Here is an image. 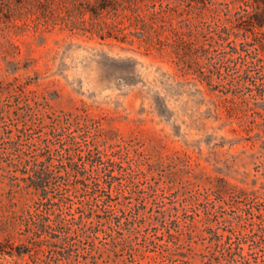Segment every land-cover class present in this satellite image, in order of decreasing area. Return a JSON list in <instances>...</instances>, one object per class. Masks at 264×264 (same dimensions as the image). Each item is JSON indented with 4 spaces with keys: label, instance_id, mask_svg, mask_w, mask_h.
<instances>
[{
    "label": "rangeland",
    "instance_id": "obj_1",
    "mask_svg": "<svg viewBox=\"0 0 264 264\" xmlns=\"http://www.w3.org/2000/svg\"><path fill=\"white\" fill-rule=\"evenodd\" d=\"M121 1L119 11L130 13L132 0ZM161 1L164 8L174 7L178 12L191 9L200 28L206 27L204 21L215 14L213 9L226 10L227 5L224 0H206L205 4L196 0ZM21 3L23 14L18 11ZM87 6L89 0H53L52 4L46 0H0V110H6L0 111V115H5L0 120V240L6 241L8 230L15 233L19 246L34 240L29 231L34 226L15 215V211L24 213L28 219L26 210L35 211L38 207L36 196L30 192L32 188L22 176L35 160L47 159L48 143L44 140L52 136L55 120L58 126H67V119L79 118L89 123L90 143L99 144L104 158L122 160L127 168L133 163L146 199L143 205L138 202L134 185H115L110 190V208L120 225L116 220L99 217L104 214L101 209L81 221L76 207L86 197L82 196L85 190L76 191L70 185L67 194L73 198L74 207H68L70 202L64 204L63 215L69 219L75 216L74 222L81 221L75 225L79 235L73 240V264H167L170 253L178 258V264H264V242L260 236L256 235L253 241L241 234L252 229L257 232L263 217L253 219L244 210L252 207L255 212L264 211V95L236 88L228 75L232 70L225 63L216 64L222 66L223 77L213 75L216 68L203 52L198 56L199 66L207 78L212 75L215 85L212 87L195 74L182 75L172 46L158 47L148 42L138 35L134 25L124 30L133 42L112 36L103 38L102 19L90 18ZM154 7L152 3L145 4L142 11L149 12ZM11 12L15 14L10 20ZM174 16L179 24L182 16ZM53 17L54 23H46ZM108 18L117 17L111 11ZM125 24L130 21L127 19ZM236 24L233 30L240 31L239 35L231 31L228 40L241 41L242 34L253 36L257 31L248 16ZM211 30L214 31L205 29L199 44H206L208 56H216L218 61L229 56L225 51L231 48L211 37L216 26ZM4 36L15 41L19 51L9 46ZM191 37L195 39L194 35ZM263 40L264 34H257V39L245 48L264 57L260 46ZM233 57L241 68L243 58L238 53ZM226 95L240 116H234L233 122L223 127L225 113L217 119L216 111L210 112L209 108ZM159 106L164 108V115ZM253 113L259 124L249 133L240 123L244 119L246 126L251 125ZM23 126L29 136L17 130ZM11 139L21 142L22 150L2 147ZM54 140L64 142L67 136ZM82 146L86 150L84 142ZM52 152L53 159L47 164L53 167L60 155ZM26 159L31 160L27 166ZM141 169L146 173L139 174ZM126 171L130 169L123 172ZM125 177L122 176L124 182ZM74 180L75 177L73 184ZM15 182L21 185H13ZM55 209L50 218L56 219L60 210L57 206ZM40 211L47 213L44 207ZM240 212L245 213L243 219L237 217ZM211 230L222 234L220 245L212 239ZM114 236L136 247L123 248ZM228 236L230 242H235L232 246L242 241L241 254H236V259L228 253ZM30 244L35 254L26 257L32 264H36L38 256L54 254L48 240L42 246ZM69 261L52 263L70 264Z\"/></svg>",
    "mask_w": 264,
    "mask_h": 264
},
{
    "label": "trees",
    "instance_id": "obj_2",
    "mask_svg": "<svg viewBox=\"0 0 264 264\" xmlns=\"http://www.w3.org/2000/svg\"><path fill=\"white\" fill-rule=\"evenodd\" d=\"M49 4L53 3V0H46ZM161 0H132L131 12H120L119 6L122 4L121 0H89V5L86 7V10L90 12V18H101L103 25L105 28H101L103 34L101 36L106 38L107 36L115 37L120 41H129L133 42L134 39L128 38V33L124 32V30L131 25L137 29L136 31L139 33L138 35L142 36L145 40L150 43L158 44V47H164L166 45L172 46L173 52L175 53L176 58L174 59L177 67L182 70V75L188 76L190 74H195L194 77H200L202 79H206L207 83L212 87L215 85L213 83L212 75L210 78H207V74L204 70L201 69L200 62L198 60V56L200 53L209 57L211 64L215 66L216 71L212 70L213 75L218 73V77H223V72L221 71V67H217V62H221V64L226 65L232 72H229L228 75L234 80V85L236 88L247 89L250 91L256 90L258 94L264 95V57L260 56L259 52L251 54L245 46L250 44L253 39H257V34H264V0H224L226 5V10H220L219 8L213 9L215 14L211 16V19L205 20L206 27L200 28L199 24L193 20L191 15V9H187L185 13L178 12V10L174 7L164 8L163 1L160 2V7H156L157 2ZM198 2L206 3V0H196ZM238 3L234 5V3ZM154 4L155 7L151 9L149 12L142 11V8L145 4ZM22 3L18 5V11L20 14H23L24 11L21 10ZM113 12L114 16L117 18H108V14ZM225 11L224 14L221 12ZM180 14L182 18L180 19V23L178 24L175 21V14ZM11 17L13 19V15L15 12H11ZM112 14V13H111ZM244 16H248L249 22L252 24L254 28H256V33L251 36L247 33L242 34L243 40H239L238 38L228 40L230 38L231 31L236 34L238 37V33L240 31L233 30L237 25L236 21L242 19ZM112 17V16H110ZM130 21V24L126 25V20ZM55 18L53 17L51 20H47L46 23L52 21L55 22ZM214 24V25H213ZM212 26H216L217 31L215 34H212L211 37L221 45L230 47V50H226L227 54L230 53L229 56H223L216 60V56H208L209 48L206 44H199L200 35L205 33V29L209 32H213L211 30ZM240 28V27H239ZM219 29V31H218ZM196 30V32H195ZM106 31V32H105ZM115 31L119 34H115ZM108 33V34H106ZM122 33V34H121ZM132 33V31H131ZM192 35L195 36V39H192ZM6 37V36H4ZM6 42L11 46L15 51H19V45L13 41L10 37H6ZM239 45H242V50L239 49ZM261 48L264 49V40L260 43ZM246 52V54H243ZM235 53L240 54V57L243 58V64L240 68L238 65V61L233 57ZM250 58V59H249ZM254 71V72H252ZM261 79V81H259ZM214 107H210L209 111H216L215 116L218 118L222 117V114L225 113L226 119L222 123V126H226L229 123L233 122L234 116H240L239 112L236 111V107L232 102L229 101L228 96H223L219 101L213 102ZM162 105L165 106L163 103ZM163 106V107H164ZM164 108L159 106V112L161 115H164L162 111ZM1 112L6 111L1 108ZM258 112V110H256ZM254 118L252 119V124L246 126L244 121L240 124L247 132H251L254 130L255 126L259 124L257 116L253 113ZM5 117L4 113L0 115V120ZM168 117V116H167ZM67 126H58V123H53L52 130L50 134L52 136H47L44 141L46 147H48V155L47 159L37 161L35 160L32 164V168L24 171L25 175L22 176L24 180L28 182V186L32 189L30 192L34 194L36 197V203L38 207L35 211L26 210L28 214V219L24 216V213H17L15 211V215L17 219L20 221H28V224L34 226V229L30 230L34 240L23 242L22 245L24 247L19 246L21 244H17V236L12 230H8L6 241L0 240V264H32L29 258L34 257V252L31 249L30 243H42L44 241H49L52 246V254L48 257L38 256L35 261L36 264H53V260L59 262L60 260L67 259L68 261L72 257V252L75 250V243L73 240L76 238V235H79V227H75L76 224L80 223L84 217H92L95 212L101 209L104 214H98L99 217H104L107 220L118 222L120 225V219L117 218V215L114 214L113 210L110 208L112 206L111 200V192L110 190L116 186H129L134 185V190L138 193L137 199L138 202L142 205L146 197H144V190L139 187L138 183V174L134 173L133 163L130 162L128 168L123 165L122 160H117L111 156L103 157V152L99 146L91 141L88 138L89 132V123L86 120H81L76 118L74 120L67 119ZM76 127L75 130L82 131L79 134H75L71 127ZM17 130L25 136H29V132L26 126L18 127ZM233 130L237 131L236 127ZM19 134V135H21ZM66 135L67 140L64 142L55 141L54 137ZM256 135L261 136L262 134L259 131H256ZM82 138V140L79 139ZM60 138V137H58ZM50 143L55 145V148L50 146ZM83 142L86 145V150L83 148ZM235 141H230L233 144ZM5 149H14V150H22L20 147L21 142L18 140H6ZM3 148V149H4ZM56 151L59 157V162L56 164L47 162L53 159V150ZM30 159H26V166L30 164ZM88 165V166H87ZM130 169V171L123 172L125 170ZM119 170L118 173L115 171ZM140 173H146L144 169H141ZM126 175V181L124 182L122 176ZM80 176H82L80 178ZM73 177H75L73 184ZM77 183H81L82 186H77ZM13 185H21L19 182H15ZM70 185H74L76 191H80L81 188L85 190L86 195L84 199L79 201V205L76 207L77 211L80 212V222L77 221L76 217L67 218L63 211V205L67 203H71L68 207L73 206V198L70 194H67V191L71 189ZM80 197V195H79ZM219 197H222L220 195ZM224 199V198H222ZM72 201V202H71ZM121 203V202H120ZM16 205V202H14ZM88 205V206H87ZM60 210L58 215L56 214V219L50 218V214L53 213L51 210L55 211V207ZM47 210L46 212H41V208ZM141 206L137 207L139 211ZM45 211V210H44ZM245 213H248L251 218L262 217V222H260V226L258 231L261 234H258V231L250 230L248 232H241L245 237L256 241V235L260 236L262 242H264V211L259 210L255 212L254 209L247 208ZM244 212H240L237 214V217L243 219L245 216ZM74 215V214H73ZM51 220H53L51 222ZM82 229V228H81ZM171 227H168V231L170 232ZM212 239H215L217 244L220 245L222 242L223 236L216 230H211ZM19 237V236H18ZM27 237H29L27 235ZM23 239L22 237H19ZM229 240L227 243L229 246L227 247L228 253L232 259H236V254H241L239 250L242 248L241 240H238L235 246H232L235 242H230L231 236H228ZM239 238V236H238ZM114 239L117 243H121L123 248L134 249L136 246L128 240L117 238L114 236ZM150 242H155V240L148 237ZM5 254L11 256L8 258ZM54 257V258H53ZM168 262L167 264H178L176 258L172 253L167 254ZM56 259V260H55ZM73 264L71 260L68 262Z\"/></svg>",
    "mask_w": 264,
    "mask_h": 264
}]
</instances>
